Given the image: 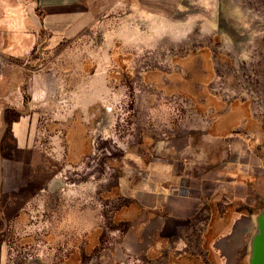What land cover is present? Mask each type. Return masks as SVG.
I'll list each match as a JSON object with an SVG mask.
<instances>
[{
	"label": "rangeland",
	"instance_id": "rangeland-1",
	"mask_svg": "<svg viewBox=\"0 0 264 264\" xmlns=\"http://www.w3.org/2000/svg\"><path fill=\"white\" fill-rule=\"evenodd\" d=\"M0 2L5 123L29 121L26 146L1 140L27 167L0 187V264H264V219L237 220L255 196L202 181L188 147L223 114L225 181L264 173V0Z\"/></svg>",
	"mask_w": 264,
	"mask_h": 264
},
{
	"label": "crops",
	"instance_id": "crops-1",
	"mask_svg": "<svg viewBox=\"0 0 264 264\" xmlns=\"http://www.w3.org/2000/svg\"><path fill=\"white\" fill-rule=\"evenodd\" d=\"M6 4H9L6 2ZM0 13H7L6 11L3 12V8L1 9V2H0ZM9 13V11H8ZM3 15V14H2ZM2 17V16H1ZM0 17V18H1ZM9 18L8 16L4 17ZM1 25V21H0ZM14 31H11L10 26L7 28L0 27V98L3 97V99L6 102L5 107L3 108V111H0V119H2V125L3 129L0 133V148H1V140L2 137L6 131L7 125L10 126V132L15 137L16 144L19 147L26 146V139H27V131H28V119L24 118V116H21L19 119H14L10 124H6V112L9 113V111L14 110L17 111V107L21 103V97L18 95L17 86L16 83L11 80L9 77L2 78L5 71L3 70L6 66L10 67V61L9 59H6V57L2 58V54L4 56H10L11 54H15L16 50L18 48V43L15 40H11V35L14 36ZM7 61V62H6ZM3 74V75H2ZM5 83L3 85V88L5 89L3 92L1 91V84ZM223 114H221L215 124L210 127L205 134L196 133L191 134L188 139V147L190 148V159L191 161L198 162L201 164H206L207 167H210V169H213L216 171L214 174L212 172H204L201 173L200 178L202 181H212L217 182L218 188L221 189V194L226 197L234 198L235 195L237 196V199L244 200L246 203L248 200H251V196H255V200H257L256 205L260 207V210L257 214L251 215L248 217L247 215H242L240 217H237V220H246L248 219V223L253 225L252 233L250 234V238L254 237V234H258L259 232H262L260 227V221L264 219V173L259 172L258 174H255L252 169H248L247 171H239V163L236 161L235 164V177H230L228 180L230 182H226L225 178L228 176L226 173V160H225V136L226 133L229 132L231 128L235 126L236 123H231V125H224L223 122ZM8 120V119H7ZM9 121V120H8ZM7 121V122H8ZM200 140L201 145L200 148H198L197 140ZM229 165H234L229 164ZM27 167V166H26ZM26 167L22 164L20 165L19 162L13 161V160H7L4 156L1 157L0 154V187L1 190H5V183L9 181V184L18 183L20 181H23L24 174L23 172L26 170ZM191 176L196 178L197 174H194L191 170L189 171ZM23 174V175H22ZM235 180V181H234ZM225 181V182H223ZM234 181V182H232ZM206 185V184H205ZM16 186V184H15ZM235 186H237V189H240L241 192H237L236 189H233ZM208 186L206 185V188ZM259 223H256L257 221ZM250 221V222H249ZM264 232V228H263ZM257 236V235H256ZM250 245V244H249ZM258 248V251L260 254H262V258L264 259V237L259 238L257 245H255V248Z\"/></svg>",
	"mask_w": 264,
	"mask_h": 264
}]
</instances>
